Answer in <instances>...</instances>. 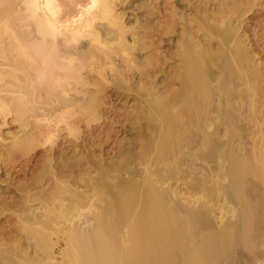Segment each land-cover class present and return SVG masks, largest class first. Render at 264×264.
Wrapping results in <instances>:
<instances>
[{
    "label": "bare ground",
    "instance_id": "6f19581e",
    "mask_svg": "<svg viewBox=\"0 0 264 264\" xmlns=\"http://www.w3.org/2000/svg\"><path fill=\"white\" fill-rule=\"evenodd\" d=\"M12 2L23 3V0ZM58 2L86 3L87 0ZM112 2L118 5L116 15L128 28L136 25L142 30L151 28L161 19L171 22V34L160 32L159 29L155 36L150 32L145 33L150 41L158 39L155 47L160 57L148 82L155 87L157 93L167 97L166 106L176 104L180 107V112L177 116L169 109L161 116L163 123H157L155 119L144 115L145 106L149 110L155 109L153 102L147 96L140 102L138 96L132 95L134 106H130V129H135L136 133L142 129V140L137 138L141 140H137L139 146L135 145L138 143L136 140L132 146H129L128 142V147L121 150L118 148V152L112 154V151V155L105 156L102 151L97 153L89 148L85 142L80 145V138L78 142H72L74 150L71 155L58 153L55 148L49 149V167L53 173L50 177L44 176V160L40 159L43 162L42 166L39 164L42 172H36L35 177L29 179L30 182L21 185L26 189L24 191L23 188V192L22 189L17 191L21 192L17 201L10 199L8 202L1 199L3 196L0 197V215L14 216L16 222L20 223L19 231L22 229L27 233L25 240H31L28 245L33 244L36 249L28 251V245L27 249H24L23 243H19V240L13 241V237H10L13 240L8 244L9 247L6 244L0 250L1 257L4 260H29L35 264H73L75 261L79 264H197L199 261L261 264L264 260V182L260 180L264 172L261 167L264 164V81L261 80V73L264 71V16L259 19V15L264 14V0ZM23 12V9L17 8L12 13L14 20L11 28L16 34L15 38L7 33L0 38V99L4 100L6 105L5 111L0 112V168L2 164L14 165L19 161V157L29 156L31 152L37 151L38 147L30 148V142L47 132L48 126L38 125L36 121L44 118L45 113L55 116L57 109L65 111L63 105L68 101V97L63 95L54 94L55 98H50L45 90L44 107L35 114L33 108L19 103L22 95L29 97V104L40 103L38 87L33 91L37 66L30 68L26 66L27 62L18 61L10 55L15 50V40L30 34L29 27L34 30L37 28L36 21L28 24L15 19L16 13ZM39 15L42 19H47L43 12ZM185 20L187 28L184 27ZM177 33L180 36L186 34L193 45L188 57L190 62L198 60L199 66L207 67L212 77L226 79L232 86L231 98L227 95L221 97L215 89H210L209 108H214L220 116L214 117L205 113L202 117H195L196 127H193V119L198 97L193 90L185 89L181 82L172 76L182 66L179 57H175V64L172 62L180 39ZM206 34L221 41L213 50L218 63L205 61L201 56V51L207 54V48L211 47L205 39ZM229 35H232L236 42L234 50L231 43H222ZM128 42L132 41L129 39ZM166 42L171 45L170 52L162 49ZM81 43L94 48L87 41ZM197 44L206 45L207 48L198 49ZM71 47L75 49L77 45ZM225 49L229 51L225 53ZM94 55L96 72L112 59L111 56L104 57L102 51H96ZM144 55L143 51L139 52L137 59H142ZM92 59L93 57L89 56V61ZM71 61L72 57H59L56 61V76L71 84L67 91L72 103L68 107L71 109L73 126L81 129L82 124L89 127L84 117L87 101L91 98L87 93L95 92L96 89L78 85V79L89 81V77H95L89 83L101 84L105 105L104 119L110 97L108 93L125 91L111 86L114 76L111 65L105 69L104 78L108 84L104 85L92 70L91 62L79 66ZM38 67H43L42 60L39 61ZM224 68H227L226 74ZM125 75L137 85L142 79L135 73L126 72ZM169 81L171 83H168ZM186 93L189 97L187 103L184 101ZM126 94L130 95L128 92ZM206 125L211 128L208 135L214 137L219 146L215 158L202 156L201 159H193L192 156L198 147L197 138L203 139ZM132 139L131 141L135 139L133 135ZM221 149L226 162L231 161L227 167L229 184L224 186L228 190L221 195L211 180L206 179L211 189L206 197L207 204L194 207L192 196L198 193L190 179L193 170L205 178H210L213 174L220 175ZM152 153H156L155 161L151 163L154 175L160 177L163 184H167L171 190L166 191L160 199L155 196L157 186L144 176L141 167V164L147 165L150 162ZM125 157L128 158L129 164H135L131 169L133 179L130 181L129 172L124 170L123 175L110 185H100L97 194L102 197V201L98 208H103V212L99 216L85 213L86 223L76 218L73 228V225L65 224L59 217L47 214L56 190L57 172L71 184L74 191L80 190L75 201L71 197L67 198L71 203L66 211H71L77 205L85 207L89 203L87 193L95 192L90 183L81 181V177L95 178L98 164L121 171ZM165 160H176L177 167H158L159 163ZM233 167L239 176L234 189L231 179ZM204 183L205 181L201 182V189L204 188ZM234 210L235 219L231 215Z\"/></svg>",
    "mask_w": 264,
    "mask_h": 264
},
{
    "label": "snow or ice",
    "instance_id": "6c2138e0",
    "mask_svg": "<svg viewBox=\"0 0 264 264\" xmlns=\"http://www.w3.org/2000/svg\"><path fill=\"white\" fill-rule=\"evenodd\" d=\"M117 4L112 0H87L86 3H71L60 4L58 0H23V3H14L12 0H0V38L7 33L9 36L15 38L16 34L12 31L11 25L13 24L14 17L13 11L17 8L23 9V13H16L15 19L18 22H37V28L34 30L29 27L28 32L19 39L15 40V50L10 54L18 61L27 62L26 66H37L35 76L33 78V91L39 89L40 103L29 104V97L21 96L19 103L26 107L33 108V113L43 109L44 104V92L47 90L50 98L63 95L68 97V101L63 105L65 111L61 112L56 110V115L51 116L48 113L44 114V118L38 119L36 123L41 126H48V131L41 137L33 139L30 142L31 147H41L44 152L42 159L44 160V176L50 177L53 173L49 167L50 154L49 149H54L57 146V140L62 130L67 131V135L72 137L77 142L83 134V130L73 126V119L71 109L68 107L72 103L68 88L71 87L70 83H66L64 80L59 79L56 76V61L59 57H72V63L79 66L92 63L93 71L96 72L95 55L94 52L102 51L104 57L111 56L112 59L107 61V64L96 72L100 81L104 85L108 84L105 80V69L108 65H111L114 76L111 80V86L120 89L121 91L128 92L130 95H135L140 98L142 102L147 96L149 100L153 102L155 106L154 110H149L145 106L144 115L155 119L157 123H163L161 116L169 109L171 112L176 113L177 116L180 112V107L176 104L167 105V97L160 95L156 92L154 86L150 85L148 81L151 80V75L154 65L159 60V53L156 50V44L158 39L149 40V36L145 33H151L152 36L156 35L157 29L160 32H166L171 34L173 27L171 22H166L163 19L153 25L151 28H144L143 30L139 25L132 28L126 27L116 15ZM43 12L47 19H42L40 13ZM163 15V12H161ZM87 22V23H85ZM184 27L187 28V21L185 20ZM179 44L176 47L175 54L173 56V64H175V57L181 59L182 66L176 70L172 76L173 79H178L185 89L193 90L194 94L198 97L194 106V119L193 127H196L195 117H202L205 113H208L214 117H219L220 114L216 113L214 108L210 109L208 105V94L210 89H215L221 97L228 96L231 98V85L228 84L226 79L212 77L207 67H200L198 60L189 61V54L192 51L193 45L187 38L186 34L180 36ZM129 39L132 41L129 43ZM205 39L211 44L210 48L206 45L197 44L198 49L207 48V54L201 51V56L205 61L215 60L213 50L217 47L221 41L210 34H206ZM62 40V43L58 41ZM81 41H87L94 48L88 47L87 44L81 43ZM222 43L229 44L235 49V40L232 35H229L227 39ZM77 45L73 49L72 45ZM143 51L145 53L142 59H137V54ZM229 49H225L227 53ZM89 56L93 59L89 61ZM78 58V59H77ZM43 61V67H38L39 61ZM115 61V63H113ZM68 63V61H65ZM225 74L227 68H224ZM139 74L142 78L139 85L131 78L125 75V73ZM243 75V74H241ZM95 79V77H89V81ZM261 80L264 81V71L261 73ZM89 81H85L82 78L77 80L78 85L86 88L95 87V92H89L87 95L90 100L87 101L86 108L84 110V117L87 119L89 127L100 123L104 119V107L103 104V88L101 84H91ZM168 83H171L169 81ZM224 87H221V85ZM79 93V88H78ZM170 95V94H169ZM187 93L184 96L185 103L188 102ZM5 102L0 99V112L5 111ZM134 115V114H132ZM179 118V117H178ZM205 135L203 139H198V147L196 153L192 156L193 159H201V157L212 156L215 158V152L217 147L214 137L208 135L211 132V128L205 126ZM30 151V149H29ZM157 151H159V143L157 144ZM156 153H152L150 162L147 165L141 164L144 170V176L150 180L153 185L157 186L155 193L156 199H160L165 195L166 191L170 192L167 184H163L160 177L154 175V169L151 163L155 161ZM79 159V156H77ZM228 163L226 157L221 149L219 164L221 167V174H213L210 178H205L197 175L193 170V176L190 178L191 183L195 191L198 193L192 196V205L199 207L201 204H207L206 197L209 189L206 179H210L212 184L215 185L219 194L223 195L228 189L225 185L229 184V173L227 171ZM135 167L134 163L129 164L128 158L125 157L122 161V170L114 171L111 168H106L101 165H96V177L91 176L81 177V181L84 183H90L95 192H88L87 197L89 203L81 208L77 205L73 210L66 211L71 203L67 198L71 197L73 201L79 197V189L73 190L71 184L63 179L59 173L55 174L56 190L50 201V207L47 210V214L62 219L65 224L73 225L75 228V219L78 218L82 223H86L85 213L95 214L99 216L103 212V208H98V204L102 201V197L98 195L100 191V185H110L117 178L123 175V171L129 172V180L133 179L131 175V169ZM160 168L170 169L177 167L176 160L161 161L158 165ZM264 169V164L261 165ZM232 188L236 187L239 180V176L236 173V169L233 167L231 173ZM261 182H264V172L260 176ZM202 181H205L204 188H200ZM99 182V183H98ZM187 204L188 201L186 200ZM242 210V208H241ZM231 215L235 219V210L231 212ZM47 218V216H46ZM19 252V249L17 250ZM0 264H35V262L29 260H16L5 259L0 261ZM73 264H79L78 261ZM100 264V262H97ZM197 264H226L225 261L211 262V261H199ZM230 264V262H227ZM264 264V260L261 261Z\"/></svg>",
    "mask_w": 264,
    "mask_h": 264
},
{
    "label": "rangeland",
    "instance_id": "374dc122",
    "mask_svg": "<svg viewBox=\"0 0 264 264\" xmlns=\"http://www.w3.org/2000/svg\"><path fill=\"white\" fill-rule=\"evenodd\" d=\"M263 16H264V14H261V16L259 15V17H260L259 19L263 18ZM168 43L167 42L164 43L163 48H162L164 51L167 50L166 52H170V50L172 49L170 43L169 44ZM108 94L110 97L108 98V105L106 108V115H105L104 121H101L100 123L96 124L94 126V128H91V127L89 128L88 126L86 127L85 124H82L81 129L83 130V134L81 136L82 140H80V145L85 142L84 144L87 145L88 147L90 146L89 148H91L92 150L94 149V151L97 153H100L102 151V153H104L105 156H110L114 152L115 153L118 152L119 151L118 148H120V150H121L125 147H128V142H129V146H132L131 144L133 142H134L133 144H135V140H136V142H138L137 140H139V139L142 140V135L140 133L142 131V129H140L141 131H139V133L134 132L135 129L131 130L132 124L130 123V121L132 120L131 119L132 116L130 114L132 111L131 107L134 106V104L132 103L133 102L132 101L133 100L132 95L130 96V95L126 94V92L119 93L116 91H110ZM127 96H130V97H127ZM125 99L128 100L129 102H126ZM130 126H131V129H130ZM137 127L139 128L138 125H137ZM143 129H145V126L143 127ZM132 135H133V138H135L134 141H131V140H133ZM107 136H108V138H107ZM137 138H139V139H137ZM141 140H139V142ZM73 141H74L73 138L67 136V131L62 130L61 133L59 134L55 151L58 153L65 154V155L66 154L67 155L73 154V150H74V148H73L74 144L72 143ZM130 141H131V143H130ZM88 142L91 143V145ZM139 142L135 145H138ZM100 145H102V148ZM79 147L80 146H78V148ZM111 152H112V154H111ZM43 154H44L43 149L42 148L40 149V147H38L37 151L35 150L34 153L31 152L29 154V156L25 155L26 157L23 156L24 158L19 157V159H18L19 161L15 162L14 165L13 164H11V165L6 164L7 165L6 166L5 164H2V166L0 168V197L1 196H3V197H1V199H4V200L6 199L5 201L8 200V202H10L12 199H14V201L15 200L17 201L19 199V196H20L19 194L21 192H17V191H19V189H22V192H23V188H24L23 184L30 182V180L35 177L34 174H36V172L37 173L42 172L41 171L42 167L40 168V166L43 165L42 164L43 162H41V160L43 161V159H42V157L44 156ZM26 159H27V161H26ZM39 162H41V163H39ZM39 164H40V166H39ZM5 178H7V179H5ZM23 182H25V183H23ZM21 185H23V186H21ZM25 189L26 188H24V191H25ZM11 196L13 198H11ZM4 215L3 216L0 215V247L2 246L0 248V250L3 247H5L6 244H7L6 246L9 247V245H10L9 243H11L13 239H14L13 241L19 240V243H23L24 246H22V248H24V249L25 248L27 249V247L30 248V249H28V251L35 250L36 248L34 249L33 244L30 246L28 245L31 240L30 241L25 240V238L27 237V233L22 229H20V231H19L18 225L20 226V223L18 221L16 222L17 219L10 214H4ZM10 237H13V239ZM3 243H4V246H3ZM57 252H59V248H57ZM1 256H2V254L0 255V261H2V260L4 261V259Z\"/></svg>",
    "mask_w": 264,
    "mask_h": 264
}]
</instances>
